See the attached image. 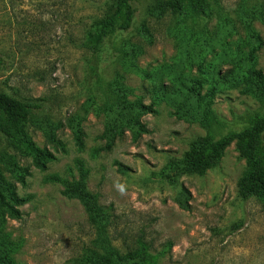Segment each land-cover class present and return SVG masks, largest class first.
Here are the masks:
<instances>
[{
  "label": "rangeland",
  "instance_id": "1",
  "mask_svg": "<svg viewBox=\"0 0 264 264\" xmlns=\"http://www.w3.org/2000/svg\"><path fill=\"white\" fill-rule=\"evenodd\" d=\"M113 1L0 0V90L42 105L23 130L0 127V151L26 169L23 183L5 176L21 197H31L19 207L20 219L0 210V264H86L89 250L115 249L124 255L137 249L138 240L149 246L141 253L145 264L155 255L159 264H264V204L239 195L238 180L247 168L233 144L202 176L183 175L170 185L161 175L195 139L238 131L262 111L255 99L222 77L230 71L264 74V0L211 1L213 15L185 21L170 11L151 18L145 7L152 0H137L132 29L117 36L119 43L131 45L129 51L134 49L125 62L137 72L116 64L107 41L96 54L84 45L85 33ZM248 25L259 44L251 41ZM99 79L101 86L119 80L132 90L125 96L128 101L140 95L157 113L141 117L148 133L137 141L126 131L109 151L94 156L106 143V115L87 105L90 97L101 103ZM196 79L203 81L201 94L211 83L217 85L211 128L178 120L173 105L158 93ZM78 122L81 151L71 129ZM41 127L51 128L59 147L48 143ZM24 135L54 154L46 170L7 148V138ZM77 159L88 170V190L112 207L114 222L105 235L90 224L77 200L63 194L62 184L47 180L53 175L71 180Z\"/></svg>",
  "mask_w": 264,
  "mask_h": 264
},
{
  "label": "trees",
  "instance_id": "2",
  "mask_svg": "<svg viewBox=\"0 0 264 264\" xmlns=\"http://www.w3.org/2000/svg\"><path fill=\"white\" fill-rule=\"evenodd\" d=\"M211 1L215 3V0H152L145 7V13L151 18H160L170 11L179 18V21L197 20L203 16L213 15ZM136 3L137 0H114L106 15L91 24L84 38L85 47L93 54L98 53L107 41L113 47L116 64L122 63L124 71L137 72L134 69L137 68L136 66L125 62L129 53L134 49L129 51L131 45L125 42L124 44L119 43L123 41L119 40L117 36L119 33H126L132 29L136 19ZM141 32L145 36L146 29L143 28ZM248 33H250L253 43H260L258 36L249 25ZM202 38L198 40L200 44L204 42ZM195 59L198 64L201 63L199 54L195 55ZM97 74L96 70L95 75L97 76ZM115 75L121 78L118 72H115ZM223 78L233 87L239 88L241 94L255 99L260 104L262 111L251 115L247 119L248 124L238 131H229L220 137L208 133L206 136L195 139L183 157L179 160H171L161 175L170 185H174L183 175L202 176L218 164L224 151L233 144L238 157L245 161L247 168L238 180L239 195L244 199L257 197L264 204V74L257 70L248 73L230 71ZM100 84L99 79L97 85ZM202 84V80L196 79L190 86L176 88L171 92L161 88L162 90H158V93L160 97L169 100L173 105L175 111L172 115L178 120L197 121L203 125V128H211L216 124L212 122V100L217 85L211 83L207 91L201 94ZM100 87L102 93L99 99L100 105H97L95 99L91 97L87 103L88 108L91 105L94 106L92 109L95 114L102 112L107 119L105 132L102 135L106 139V143L94 152V156L101 151H109L114 139L122 137L126 131L130 132L133 141H137L141 135L148 133L146 126L140 120L141 117L157 113L152 104L142 103L140 95H135L133 101H128L125 96L132 90L124 88L117 79L107 85H100ZM41 108L40 103L23 101L0 90V127L23 130L26 123L31 121L33 112ZM41 129L48 143L59 147L60 143L56 141L51 128L41 127ZM71 129L78 150H83L80 123L72 125ZM6 142L7 148L17 149L22 155L30 157L32 166L40 171L46 170L47 165L55 160L52 152L37 147L27 135L19 140L9 137ZM74 164L77 175L74 177L71 174V180L63 179L57 175L50 176L47 180L62 184L63 194L77 200L90 224L99 234L105 235L107 229L114 222L112 207L101 204L99 195L88 190L86 185L88 170L82 160L77 159ZM24 174H26V169L18 167L13 155L6 150L0 151V210L13 219L21 218L19 207L29 202L31 197H21L15 183L5 175L23 183ZM136 244L135 251L130 250L124 255L115 249H105L103 252L89 250L85 255V263L145 264L141 253L149 246L141 240H138ZM165 248L168 249L169 244ZM158 256L155 255L152 258L151 264H159Z\"/></svg>",
  "mask_w": 264,
  "mask_h": 264
}]
</instances>
